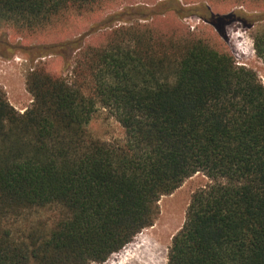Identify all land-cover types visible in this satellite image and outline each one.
Returning <instances> with one entry per match:
<instances>
[{
    "label": "trees",
    "instance_id": "obj_1",
    "mask_svg": "<svg viewBox=\"0 0 264 264\" xmlns=\"http://www.w3.org/2000/svg\"><path fill=\"white\" fill-rule=\"evenodd\" d=\"M93 1L0 0V21L30 29ZM252 38L264 62V26ZM132 44L86 49L85 78L71 82L31 70L22 112L0 89V264L102 263L196 172L209 182L192 193L166 264H264V84L201 40ZM98 105L123 127L122 143L87 135ZM45 206L61 210L52 228L14 229Z\"/></svg>",
    "mask_w": 264,
    "mask_h": 264
},
{
    "label": "rangeland",
    "instance_id": "obj_2",
    "mask_svg": "<svg viewBox=\"0 0 264 264\" xmlns=\"http://www.w3.org/2000/svg\"><path fill=\"white\" fill-rule=\"evenodd\" d=\"M215 16L221 17V21ZM262 17L264 0H95L82 7H68L30 29H16L0 21V89L11 106L22 112L32 102L26 86L28 72L42 69L71 82L77 76L76 71H82L80 77L85 78L86 49H100L113 40H124L129 46L139 40L154 48L168 44L169 40L181 44V48L190 40H201L253 70L264 84V62L256 55L252 38L264 26ZM211 20L219 25L221 35L210 24ZM72 40L80 47L72 49L65 45L63 50L54 47L55 51L36 54L39 48ZM85 130L89 137L99 141L122 143L125 137L120 123L100 105ZM208 182L203 172L185 179L171 194L160 197L159 212L151 226L142 229L106 261L89 264H111L115 262L113 257L122 255L151 228L169 227L170 239L161 254L162 263L166 264L172 236L184 222L192 193ZM60 213L56 206L24 210L14 229L52 228Z\"/></svg>",
    "mask_w": 264,
    "mask_h": 264
},
{
    "label": "bare ground",
    "instance_id": "obj_3",
    "mask_svg": "<svg viewBox=\"0 0 264 264\" xmlns=\"http://www.w3.org/2000/svg\"><path fill=\"white\" fill-rule=\"evenodd\" d=\"M169 230V227L158 230L151 228L122 255L113 257L115 262L111 264H163L161 254L170 239Z\"/></svg>",
    "mask_w": 264,
    "mask_h": 264
}]
</instances>
